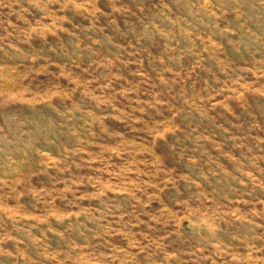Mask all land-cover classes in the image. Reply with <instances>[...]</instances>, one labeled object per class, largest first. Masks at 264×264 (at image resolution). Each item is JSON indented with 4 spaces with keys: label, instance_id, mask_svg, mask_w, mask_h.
I'll use <instances>...</instances> for the list:
<instances>
[{
    "label": "rangeland",
    "instance_id": "rangeland-1",
    "mask_svg": "<svg viewBox=\"0 0 264 264\" xmlns=\"http://www.w3.org/2000/svg\"><path fill=\"white\" fill-rule=\"evenodd\" d=\"M0 264H264V0H0Z\"/></svg>",
    "mask_w": 264,
    "mask_h": 264
}]
</instances>
